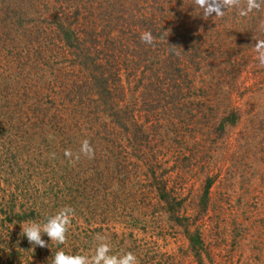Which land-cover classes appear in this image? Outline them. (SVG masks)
<instances>
[{
  "label": "trees",
  "instance_id": "trees-1",
  "mask_svg": "<svg viewBox=\"0 0 264 264\" xmlns=\"http://www.w3.org/2000/svg\"><path fill=\"white\" fill-rule=\"evenodd\" d=\"M247 2L234 0L223 16L207 21L195 0H0V137L14 147L25 137L26 153L52 150V159L38 160L36 177L47 187H68L81 200L79 211L95 214L104 199L121 198L143 213L149 199L152 217L164 215L167 225L183 228L198 250L202 240L191 234L183 191L165 178L170 169L162 170L155 149L173 141L178 150L185 129L205 159L241 122L240 110L218 113L210 98L221 97L224 85L234 88L244 71L264 80L258 52L248 55L264 41V0L242 15ZM184 22L195 25L196 35L189 28L181 41L169 42ZM145 32L151 44L141 41ZM198 70L211 82L194 89L190 77ZM62 169L75 173L70 186L56 181ZM205 183L200 214L208 210L214 178ZM28 186L25 197L44 195Z\"/></svg>",
  "mask_w": 264,
  "mask_h": 264
},
{
  "label": "rangeland",
  "instance_id": "rangeland-1",
  "mask_svg": "<svg viewBox=\"0 0 264 264\" xmlns=\"http://www.w3.org/2000/svg\"><path fill=\"white\" fill-rule=\"evenodd\" d=\"M202 28L199 26V30ZM186 29L196 35L195 25L188 26L184 22L179 36H169L168 41H181ZM256 51L254 48L248 55ZM190 79L194 89H199L203 82H211L205 70H198ZM134 84L132 82L129 89L136 96L140 88L134 89ZM222 89L224 92L221 97L217 96L218 99L211 96V105H215L218 113L229 108L240 110L242 120L210 157L199 159V145L194 141L197 137L185 129L179 133L178 150L172 146L175 145L173 141L169 142V148L165 143L160 150L155 149L162 170L170 169L165 178L170 177V185L183 191L185 213L191 219L188 222L191 234H199L202 240L198 250H193L183 228L174 223L167 225L164 215L152 217L155 209L148 204L149 199L143 213L138 208L133 209L129 200L124 206L120 204L121 198H117L119 201L104 199L95 214L79 211L77 205L81 200L73 196L75 193L70 196L68 187L61 184L47 187L36 177L43 166L38 160L52 159V150L46 152L43 148L45 151L36 155L30 150L26 153L23 148L26 139L20 137L22 139L17 138L15 142L19 147L15 154L13 148L16 146H12L9 138L0 137V264H51V256L59 250L72 255H92L98 234L106 238L113 254L131 252L138 264H264V144L254 149L264 140V80L258 81L244 71L234 88L227 84ZM47 137L53 142L51 132ZM58 146L59 138L52 147ZM14 161L18 162L17 167L12 166ZM203 165L205 167H201ZM37 167L41 168L36 170ZM55 173L59 177L56 181H65L69 186L76 178L75 173L66 169ZM208 176L214 178L209 207L200 214L198 203ZM26 184L31 191L44 195L25 197ZM101 197L98 198L100 203ZM64 207L74 210L64 243L57 244L43 236L48 247L30 244L21 226L33 221L42 223ZM32 209L39 211L38 216L31 214ZM197 216L194 223L192 220ZM23 217L30 219L23 220Z\"/></svg>",
  "mask_w": 264,
  "mask_h": 264
},
{
  "label": "clouds",
  "instance_id": "clouds-1",
  "mask_svg": "<svg viewBox=\"0 0 264 264\" xmlns=\"http://www.w3.org/2000/svg\"><path fill=\"white\" fill-rule=\"evenodd\" d=\"M233 3L234 0H195V4L202 10L203 14L213 18L223 16L225 8ZM259 7L260 4L257 0H248L247 8L242 9L241 14L247 15L253 9H258ZM140 39L146 44H151L153 36L150 32H145ZM255 47L258 52L259 66H264V41H258ZM84 150L88 151L86 142ZM73 215L74 210L71 207H64L42 223L35 221L24 223L21 226L23 236L34 247L43 248L49 246L42 239L43 236H47L51 242L55 241L57 244H63ZM97 241L98 243L92 255H72L59 250L54 256H51V264H138L136 256L131 252L113 254L111 246L105 237L98 234Z\"/></svg>",
  "mask_w": 264,
  "mask_h": 264
}]
</instances>
